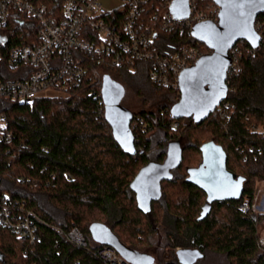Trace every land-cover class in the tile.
Listing matches in <instances>:
<instances>
[{
	"label": "trees",
	"instance_id": "obj_1",
	"mask_svg": "<svg viewBox=\"0 0 264 264\" xmlns=\"http://www.w3.org/2000/svg\"><path fill=\"white\" fill-rule=\"evenodd\" d=\"M33 2L62 15L64 0ZM211 2L202 0L200 6ZM256 21L264 36V12ZM38 24L33 15L14 10L1 30L8 37L4 57L11 45L37 42ZM188 44L211 52L189 28L160 29L155 37L161 52ZM233 49L238 63L228 75L227 97L199 124L173 116L180 90L153 81L149 61L116 66L88 57L84 78L68 96L33 102L0 99V111L14 130L12 140L0 143V194L25 201L44 221L42 239L35 243L0 224V252L6 259L14 264H105L93 253L103 244L92 233V224L103 222L127 246L148 253L153 264H181L176 247L200 248L205 255L195 264H264L257 228L264 211L240 207L253 202L256 183L264 180V40L256 48L239 40ZM3 74L16 77L18 71L3 66ZM105 74L125 87L122 104L134 112L135 155L121 148L105 118ZM129 94L140 102L138 108L125 103ZM178 139L183 162L172 180L162 182L161 198L143 212L131 182L149 161H163L169 142ZM210 139L224 146L228 168L247 180L240 200L216 201L199 220L207 194L186 181L187 167L201 162H193L188 153L196 151L200 160V146ZM73 226L89 238L90 249L66 239ZM167 247L172 249L169 257L164 255Z\"/></svg>",
	"mask_w": 264,
	"mask_h": 264
},
{
	"label": "built area",
	"instance_id": "obj_2",
	"mask_svg": "<svg viewBox=\"0 0 264 264\" xmlns=\"http://www.w3.org/2000/svg\"><path fill=\"white\" fill-rule=\"evenodd\" d=\"M201 1L190 0L189 14L179 18L172 10L174 0H121L110 9L102 0H64L60 17L33 0H0V99L33 102L43 96H68L84 78L88 57L116 66L149 61L153 81L180 90V74L199 60L204 51L188 44L161 52L156 48L155 37L160 29L189 28L191 32L198 22H217L220 6L212 0L201 7ZM14 10L38 19V41L11 45L4 57L2 49L7 46L8 37L1 30L9 23ZM255 27L263 41L257 21ZM233 48L230 52L235 51ZM231 57L228 75L238 63L236 54ZM3 66L17 70L18 75L6 77ZM47 91L56 94L44 95ZM13 136L10 121L0 111V143L12 140ZM257 200L258 191L251 204L247 200L240 207L244 211L249 207L257 211ZM40 222L44 221L25 201L0 194V224L19 239L29 243L40 241ZM66 239L77 246L91 248L87 236L77 226L67 231ZM259 244L264 246L262 236ZM93 253L105 264H134L107 244L96 246ZM0 264L14 263L0 252Z\"/></svg>",
	"mask_w": 264,
	"mask_h": 264
},
{
	"label": "water",
	"instance_id": "obj_3",
	"mask_svg": "<svg viewBox=\"0 0 264 264\" xmlns=\"http://www.w3.org/2000/svg\"><path fill=\"white\" fill-rule=\"evenodd\" d=\"M214 1L220 6L219 20L198 22L191 31L211 52L203 54L182 71L179 77L180 98L171 109L174 117L192 118L197 124L214 113L227 97L228 70L232 64L230 50L239 40H246L254 48L259 47L262 41L255 23L257 16L264 12V0ZM172 10L177 17H186L190 12V0H174ZM101 95L104 115L112 127L115 140L125 152L135 155L137 148L132 127L134 112L122 104L125 87L111 75L105 74ZM183 150L181 140L170 141L165 159L149 161L132 180L131 188L143 212L150 211L153 202L161 198L162 182L173 179V170L183 162ZM200 150L202 160L198 166L187 167L186 181L197 185L207 194L198 217L202 220L210 214L214 202L240 200L247 177L228 168L227 152L215 139L203 142ZM92 233L98 242L113 246L134 264H153L148 253L127 246L107 224L94 222ZM176 253L181 264H195L205 255L197 247H178Z\"/></svg>",
	"mask_w": 264,
	"mask_h": 264
},
{
	"label": "rangeland",
	"instance_id": "obj_4",
	"mask_svg": "<svg viewBox=\"0 0 264 264\" xmlns=\"http://www.w3.org/2000/svg\"><path fill=\"white\" fill-rule=\"evenodd\" d=\"M103 2V5L106 7V8H112V7H115L117 5H119L121 3V0H102ZM56 92L55 91H47L44 93V95H55ZM127 104H129L131 107L133 108H138L139 107V101L137 102L135 99H132L131 95L129 94L126 98V102ZM148 106V105H147ZM188 156H190L191 160H193V162H200L202 160V157L201 159L199 160V154L196 152V151H192L190 150L189 153H188ZM256 192L258 191V200H257V211H264V180H260V181H257L256 183ZM257 228H258V231L260 233V235L264 238V219L261 220L260 222H258L257 224ZM156 236V235H155ZM89 240V238H88ZM178 247L175 248V250L177 249ZM172 252V249L171 247H167L165 249V256L166 257H169V255L171 254ZM169 260V259H168ZM202 264V263H200Z\"/></svg>",
	"mask_w": 264,
	"mask_h": 264
},
{
	"label": "flooded vegetation",
	"instance_id": "obj_5",
	"mask_svg": "<svg viewBox=\"0 0 264 264\" xmlns=\"http://www.w3.org/2000/svg\"><path fill=\"white\" fill-rule=\"evenodd\" d=\"M219 106H220V105H219ZM219 106H218V107H219Z\"/></svg>",
	"mask_w": 264,
	"mask_h": 264
}]
</instances>
